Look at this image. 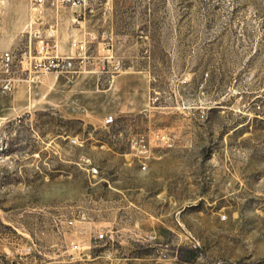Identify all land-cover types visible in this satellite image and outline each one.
<instances>
[{
	"label": "rangeland",
	"instance_id": "374dc122",
	"mask_svg": "<svg viewBox=\"0 0 264 264\" xmlns=\"http://www.w3.org/2000/svg\"><path fill=\"white\" fill-rule=\"evenodd\" d=\"M4 51L0 264H264V0H0Z\"/></svg>",
	"mask_w": 264,
	"mask_h": 264
},
{
	"label": "built area",
	"instance_id": "2783aa9c",
	"mask_svg": "<svg viewBox=\"0 0 264 264\" xmlns=\"http://www.w3.org/2000/svg\"><path fill=\"white\" fill-rule=\"evenodd\" d=\"M36 3L41 4L42 0H36ZM37 35V34H36ZM42 42V41H40ZM85 50V45L80 44L77 47L78 55H81ZM13 65H14V55L10 51H4L0 53V72L4 75V78L1 80V91L2 93H6L11 91L14 83V78L12 77L13 73ZM71 58L69 57H46L44 59H39L33 61H29L26 65L23 66L25 70L28 72L38 70L42 72H63L67 71L71 68ZM113 119L108 117L105 119L104 123L109 124L112 123ZM19 122V120H18ZM140 153L147 154L148 150L144 145L140 146Z\"/></svg>",
	"mask_w": 264,
	"mask_h": 264
}]
</instances>
